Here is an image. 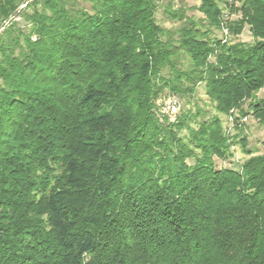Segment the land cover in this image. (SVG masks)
<instances>
[{
    "label": "trees",
    "instance_id": "trees-1",
    "mask_svg": "<svg viewBox=\"0 0 264 264\" xmlns=\"http://www.w3.org/2000/svg\"><path fill=\"white\" fill-rule=\"evenodd\" d=\"M158 1L0 0V264H264V154L215 166L220 115L264 88V0H200L174 29ZM201 83L214 114L159 120Z\"/></svg>",
    "mask_w": 264,
    "mask_h": 264
},
{
    "label": "rangeland",
    "instance_id": "rangeland-1",
    "mask_svg": "<svg viewBox=\"0 0 264 264\" xmlns=\"http://www.w3.org/2000/svg\"><path fill=\"white\" fill-rule=\"evenodd\" d=\"M30 1L32 0H28V2ZM199 4L200 0H159L155 12L156 23L165 29H174L175 27H178L179 24L170 18V12L174 11L175 9H180L181 7L187 9L189 7L198 6ZM236 5L239 6L240 4L236 3ZM83 6L89 8L88 3L83 4ZM220 6L224 7L222 4H220ZM24 7L25 5L20 6L21 9ZM224 13L228 14V10L225 9ZM186 15L189 17L192 16L195 21L202 18V15L197 11H187ZM239 16V14L231 15L229 17L227 16L225 17V20H236ZM11 20L18 21L21 27H25V22L22 19L14 17ZM2 30L3 29L1 28L0 33ZM25 30L28 31L29 26H27ZM225 33V28H223L222 31H214L215 37L222 42L226 41V39L232 43H250L252 41V37L247 26L244 27L242 33L238 37L232 38L227 36ZM181 62L182 68L185 69L189 67L187 56L184 53H181ZM161 74L166 77L168 75V69L163 70ZM263 98L264 88L255 92L250 99L245 100L240 108L231 110L229 115H220L224 134L227 137V143L229 144V152L231 153V156L224 161L215 159V166L217 169L224 168L239 171L241 164L250 156L264 154V121L256 119L249 110V105L251 103ZM170 99H174L178 103V110L173 115H170L165 111V107L169 104ZM154 103L155 108L153 111L160 121H163L164 117H167L169 122L174 123L177 117L180 116L183 111L190 110L191 112H194L197 108L207 111L209 115L214 114L212 103L205 94L204 83H201L197 86L191 99H188L187 97H180L179 95L172 93H166L165 95L158 97ZM241 112L247 114L242 115ZM191 126L196 127V124H192ZM186 135L187 132L182 131L180 136ZM186 162L189 165L193 163L191 160H187Z\"/></svg>",
    "mask_w": 264,
    "mask_h": 264
},
{
    "label": "built area",
    "instance_id": "built-area-1",
    "mask_svg": "<svg viewBox=\"0 0 264 264\" xmlns=\"http://www.w3.org/2000/svg\"><path fill=\"white\" fill-rule=\"evenodd\" d=\"M177 110H178V103L176 102V100L170 99L169 104L166 105L165 107V111L168 114L173 115Z\"/></svg>",
    "mask_w": 264,
    "mask_h": 264
}]
</instances>
